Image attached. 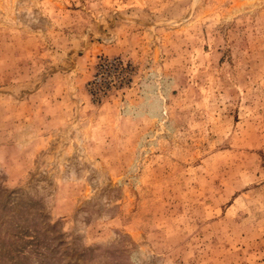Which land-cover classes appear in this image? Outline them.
<instances>
[{"label": "rangeland", "instance_id": "obj_1", "mask_svg": "<svg viewBox=\"0 0 264 264\" xmlns=\"http://www.w3.org/2000/svg\"><path fill=\"white\" fill-rule=\"evenodd\" d=\"M0 264H264V0H0Z\"/></svg>", "mask_w": 264, "mask_h": 264}]
</instances>
